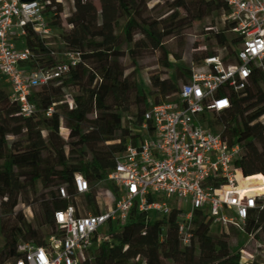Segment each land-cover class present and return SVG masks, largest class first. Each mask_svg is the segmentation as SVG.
<instances>
[{
    "label": "trees",
    "instance_id": "trees-1",
    "mask_svg": "<svg viewBox=\"0 0 264 264\" xmlns=\"http://www.w3.org/2000/svg\"><path fill=\"white\" fill-rule=\"evenodd\" d=\"M43 3V12L51 16V26L63 30L65 41L59 49H47L30 29H26L28 49L39 54L29 67L52 69L63 55H78L86 67L79 76L74 67L35 89L29 100L37 108L31 117H23L16 103L0 88V264H11L21 257L17 246L23 242L36 245L38 229L46 236L53 234V213L67 206L77 217L98 216L94 205L96 185L106 179L99 162L117 153L127 139L135 137L122 127V119L141 124L148 106L139 93L134 74L115 70L113 64L124 59L137 64L155 58V69L148 79L149 92L162 102L178 97L179 87L190 76L189 62L183 59L186 36L202 39L199 59L215 56L212 31L217 29L222 61L228 64L229 41L221 32L232 29L222 20L225 0H35ZM64 18L66 29L60 25ZM196 22V23H195ZM135 38V39H134ZM196 46V45H195ZM196 48V47H195ZM92 76L93 82L88 85ZM70 97L71 104L67 97ZM227 97L229 109L206 115L209 128H217L229 146L245 142L249 160L235 163L244 177L257 173L264 176V88L257 72L237 93L220 90L217 97ZM52 112L45 116L47 109ZM67 131L66 138L60 130ZM88 154L89 158L85 156ZM81 176L89 191L78 195L75 176ZM63 189L66 199H60ZM32 199L33 223L24 222L15 209ZM71 199V200H70ZM78 200V201H77ZM81 202V203H80ZM78 203V204H77ZM1 210L7 212L1 214ZM178 211L160 220L146 223L139 215L131 217L126 228L106 230L107 240L88 252L81 264H242L237 252L241 245L239 232L230 230V239H217L209 233L205 216L194 211L192 236L188 248L179 241ZM258 223L264 213L257 215ZM34 225L37 229L34 228ZM258 226L251 219L246 232ZM237 239L236 246L230 241ZM247 264H264L248 261Z\"/></svg>",
    "mask_w": 264,
    "mask_h": 264
},
{
    "label": "built area",
    "instance_id": "built-area-1",
    "mask_svg": "<svg viewBox=\"0 0 264 264\" xmlns=\"http://www.w3.org/2000/svg\"><path fill=\"white\" fill-rule=\"evenodd\" d=\"M225 4L222 20L232 29L221 33L233 36L228 64L221 58L218 31L206 27L212 31L215 56L200 59L198 68H193L188 81L180 85L176 99L148 105L133 140L127 139L116 154L102 160L109 164L106 180L114 191L112 205L98 216L77 217L72 206L55 211L53 234L40 246L20 243L17 252L21 257L11 264H81L89 251L107 240L108 227L111 231L126 228L133 215L152 223L151 216L160 220L173 210L179 213L182 247L190 245L192 214L199 211L209 222L212 237L228 240L230 230L239 232L237 252L242 261H264V221L258 223L256 218L264 213V183L253 192L239 184L237 172L242 173L234 165L242 158L249 160L246 146H229L206 124L207 114L229 109V99L217 97L220 90L242 91L255 72L262 77L264 88V0H225ZM43 7L35 0H0V88L25 118L37 113L29 100L35 89L72 67L86 70L75 54L63 55L68 62L52 69L28 66L39 51L27 48L26 29L40 40L53 36L54 28ZM60 22L66 29L62 16ZM51 112L47 109L45 116ZM74 187L78 195L89 191L79 175L74 178ZM58 195L67 198L63 189ZM251 219L258 226L248 233Z\"/></svg>",
    "mask_w": 264,
    "mask_h": 264
},
{
    "label": "rangeland",
    "instance_id": "rangeland-1",
    "mask_svg": "<svg viewBox=\"0 0 264 264\" xmlns=\"http://www.w3.org/2000/svg\"><path fill=\"white\" fill-rule=\"evenodd\" d=\"M161 1H163V0H161ZM45 17H46L47 21H53V19L51 18L50 15L47 14ZM53 28H54L53 29V36L48 38L43 43L44 47L47 49H59L62 47V45L65 41L63 30L60 28H57L55 26H53ZM207 37H211V35L207 34ZM226 38L229 40V46H230V49H227L226 53L229 54L233 50V48H232L233 36L228 35V36H226ZM198 39H199V37L194 36V34L186 36V48H185L183 59L189 62L190 71L193 68H198V66L201 64L200 59L197 58L196 54L203 49V42L202 41L197 42ZM221 54H222V51H221ZM198 59H199V61H198ZM61 62L66 63V62H68V60L62 59ZM154 62H155V58H150V59H147L143 62H140V63H137L134 65V64H130L129 62H127L124 59H119L118 61H116L113 64V67L115 70H122L125 74L131 73V72L134 74V78H135V80L137 82V86H138V91L146 99V101L148 102V105H159L162 103L161 99H159L156 95H153L149 92L148 79H149L151 72L155 69ZM77 72H78L79 76L76 78V80L82 81L84 79V77L86 76V70L84 68H82V69H78ZM92 82H93V79L91 76L88 80V85H91ZM67 99H68V103L71 104V100H70L69 96L67 97ZM128 122H132V121H129L125 117H123L122 127L128 128V129L132 130L133 133H135L136 128H134L132 125L128 124ZM216 129L217 128L215 127V128H213L212 131H215ZM66 134H67V131L65 129L60 130V136L63 139L66 138ZM245 144H246L245 142H242L240 145H245ZM5 152H6V149H0V154H4ZM114 154H116V153H114ZM85 156L87 158H89L88 154H85ZM99 165L106 173V170L109 168L108 162H106V161L101 162L100 161ZM95 189H96V199L94 201V205L96 207L97 212H104L112 205V203L114 201L113 187L110 184V182H108L105 179V180L101 181L98 185H96ZM112 191H113V193H112ZM33 207H35V205L32 202V199H28V200H25V202L20 204L15 209V211H21V213L24 216L25 224L33 223V215H32V208ZM5 213H7V212L1 210L2 215H4ZM86 214L90 215L91 213H90V211H88V212H86ZM150 219H151V221H155L156 217L151 216ZM34 228L37 229L35 225H34ZM37 231H38V237L36 239V245L40 246V245L44 244L46 235L44 234L42 229H38ZM236 243H237V239H232L230 241L231 247L234 248L236 246ZM1 244H2V238L0 236V246H1ZM244 262L245 261H243L242 264H247Z\"/></svg>",
    "mask_w": 264,
    "mask_h": 264
},
{
    "label": "bare ground",
    "instance_id": "bare-ground-1",
    "mask_svg": "<svg viewBox=\"0 0 264 264\" xmlns=\"http://www.w3.org/2000/svg\"><path fill=\"white\" fill-rule=\"evenodd\" d=\"M237 178H238L239 184L241 186H249L250 192L260 190V187H257V186H260L261 184L264 183V176H262L259 173L252 175V176L244 177V176L240 175L239 172H237ZM255 187H257V188H255Z\"/></svg>",
    "mask_w": 264,
    "mask_h": 264
},
{
    "label": "water",
    "instance_id": "water-1",
    "mask_svg": "<svg viewBox=\"0 0 264 264\" xmlns=\"http://www.w3.org/2000/svg\"><path fill=\"white\" fill-rule=\"evenodd\" d=\"M32 0H22V2H31Z\"/></svg>",
    "mask_w": 264,
    "mask_h": 264
},
{
    "label": "crops",
    "instance_id": "crops-1",
    "mask_svg": "<svg viewBox=\"0 0 264 264\" xmlns=\"http://www.w3.org/2000/svg\"><path fill=\"white\" fill-rule=\"evenodd\" d=\"M102 162V161H101ZM99 164H100V162H99Z\"/></svg>",
    "mask_w": 264,
    "mask_h": 264
}]
</instances>
